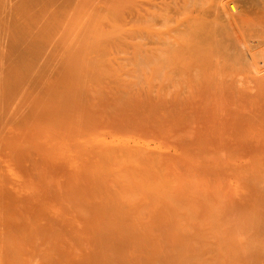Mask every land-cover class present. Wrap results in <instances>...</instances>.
<instances>
[{
    "label": "bare ground",
    "instance_id": "6f19581e",
    "mask_svg": "<svg viewBox=\"0 0 264 264\" xmlns=\"http://www.w3.org/2000/svg\"><path fill=\"white\" fill-rule=\"evenodd\" d=\"M0 264H264V0H0Z\"/></svg>",
    "mask_w": 264,
    "mask_h": 264
}]
</instances>
